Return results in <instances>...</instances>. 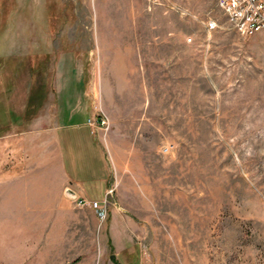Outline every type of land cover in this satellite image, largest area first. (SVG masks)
I'll return each instance as SVG.
<instances>
[{
	"label": "rangeland",
	"instance_id": "obj_1",
	"mask_svg": "<svg viewBox=\"0 0 264 264\" xmlns=\"http://www.w3.org/2000/svg\"><path fill=\"white\" fill-rule=\"evenodd\" d=\"M9 86L20 114L40 89L42 114L104 119L109 178L104 219L71 204L0 264H264V36L218 0H0Z\"/></svg>",
	"mask_w": 264,
	"mask_h": 264
},
{
	"label": "crops",
	"instance_id": "obj_2",
	"mask_svg": "<svg viewBox=\"0 0 264 264\" xmlns=\"http://www.w3.org/2000/svg\"><path fill=\"white\" fill-rule=\"evenodd\" d=\"M18 87L23 91V86ZM9 88L17 90L16 86L0 87V251H15L18 244L44 240L50 220L62 225L65 211L74 205L65 195L66 187L76 191L77 197L100 199L108 191L109 178L103 149L86 116L71 110L42 114L39 109L26 118L25 108L20 114L3 99ZM51 146L55 157L49 152ZM75 147L92 154L89 181L97 186L86 187L78 175ZM84 208L97 214L92 207Z\"/></svg>",
	"mask_w": 264,
	"mask_h": 264
},
{
	"label": "built area",
	"instance_id": "obj_3",
	"mask_svg": "<svg viewBox=\"0 0 264 264\" xmlns=\"http://www.w3.org/2000/svg\"><path fill=\"white\" fill-rule=\"evenodd\" d=\"M219 7L226 12L232 26L245 36H253L260 33L264 36V0H218ZM215 22L210 21L208 28H214ZM91 127L104 124L105 120L88 118ZM75 206L92 207L96 209L100 219L107 214L106 205L94 199L75 197L72 199Z\"/></svg>",
	"mask_w": 264,
	"mask_h": 264
},
{
	"label": "trees",
	"instance_id": "obj_4",
	"mask_svg": "<svg viewBox=\"0 0 264 264\" xmlns=\"http://www.w3.org/2000/svg\"><path fill=\"white\" fill-rule=\"evenodd\" d=\"M42 94V93H41ZM41 94L40 89H36V91L29 94L27 99V105L25 107V115L26 118L30 117L31 115L35 114L38 109L40 108L42 102H41ZM40 100V102H39Z\"/></svg>",
	"mask_w": 264,
	"mask_h": 264
},
{
	"label": "water",
	"instance_id": "obj_5",
	"mask_svg": "<svg viewBox=\"0 0 264 264\" xmlns=\"http://www.w3.org/2000/svg\"><path fill=\"white\" fill-rule=\"evenodd\" d=\"M64 192H65V195H66L68 198H70V199H73V198H75V197L77 196L76 191L71 190L69 187H66V188L64 189Z\"/></svg>",
	"mask_w": 264,
	"mask_h": 264
}]
</instances>
